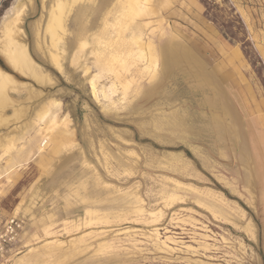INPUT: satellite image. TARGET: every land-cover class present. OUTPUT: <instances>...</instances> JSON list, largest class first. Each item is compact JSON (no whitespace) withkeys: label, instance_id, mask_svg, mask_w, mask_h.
<instances>
[{"label":"rangeland","instance_id":"rangeland-1","mask_svg":"<svg viewBox=\"0 0 264 264\" xmlns=\"http://www.w3.org/2000/svg\"><path fill=\"white\" fill-rule=\"evenodd\" d=\"M150 2L83 0L54 47L57 0H0V223L25 221L2 264H264V0Z\"/></svg>","mask_w":264,"mask_h":264},{"label":"bare ground","instance_id":"bare-ground-1","mask_svg":"<svg viewBox=\"0 0 264 264\" xmlns=\"http://www.w3.org/2000/svg\"><path fill=\"white\" fill-rule=\"evenodd\" d=\"M82 1L83 0H57V3L54 5L52 10L50 11L49 23L47 25V33L50 35L51 42H52V45L54 47H56L58 41L61 39L60 33L66 32V21H67L66 19H67V15H68L69 11L70 10L72 11L74 6L80 4ZM89 1H91V0H89ZM129 1L134 6V8L129 7L132 9L131 10L132 13H130L131 16L133 15L134 17H141L142 15H144L146 13L150 14V12H151V14L154 15L155 11L153 9L151 10V8L148 6L149 3H151L150 2L151 0H129ZM85 2H86V0H85ZM129 12H130V9H129ZM20 14H21L20 5L13 7L12 17H9L3 23V28H2L3 31L2 32L4 35V39H2V42L4 43L3 44V46H4L3 47V53L6 56V58H5L6 61L10 65L15 67L16 69L23 70V68H25L26 66L31 65V59L29 58V55H28L27 46L22 45L16 41V35H18L17 24H18L19 19H20ZM0 41H1V39H0ZM138 41H139V38H138ZM138 46L140 47L139 50L143 53L142 54L143 59H147V61H148L147 63H149V65L146 66L145 69L148 70V69H150V66H156L158 56L154 52L155 46L154 45L149 46V44H148L147 45V47H148L147 51L142 49L141 44H139ZM144 46H146V44ZM184 54L189 55V52L184 50V49L178 48L175 45H172L169 48L164 49L163 57H164V61H165L166 65H167V64H169V61H175V60L181 59V57H182L181 55H184ZM52 58L54 59L55 62L57 61L56 56L53 55ZM28 69H30V67ZM4 73H5V71H4ZM4 73L1 71V68H0V99L1 100H3V96H4V93L6 91V87L9 84V79H8V77H6L7 73H6V75ZM10 82L12 83L13 81H11V79H10ZM96 90H97L96 86H95V84H93L94 93L96 92ZM48 113H49L48 110L45 113H43L40 116L39 121L40 122L44 121L46 119V117L48 116ZM45 125L46 126L43 130H45L47 132L48 130H50V128L52 126L51 125L48 126L47 123H45ZM51 136H49V137H51ZM57 140H59V139H57ZM57 140L50 138V141H49L50 143H52L54 150L55 149L57 150L59 148V142L60 141H57ZM17 161H18L17 158L16 159L12 158L9 160V165H11L13 167L17 163Z\"/></svg>","mask_w":264,"mask_h":264},{"label":"built area","instance_id":"built-area-1","mask_svg":"<svg viewBox=\"0 0 264 264\" xmlns=\"http://www.w3.org/2000/svg\"><path fill=\"white\" fill-rule=\"evenodd\" d=\"M25 221L20 217H12L0 223V264L20 241Z\"/></svg>","mask_w":264,"mask_h":264}]
</instances>
